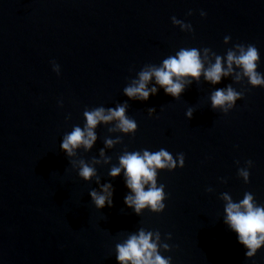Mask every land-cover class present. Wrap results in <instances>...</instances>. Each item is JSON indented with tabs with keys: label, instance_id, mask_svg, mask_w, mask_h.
Masks as SVG:
<instances>
[{
	"label": "water",
	"instance_id": "obj_1",
	"mask_svg": "<svg viewBox=\"0 0 264 264\" xmlns=\"http://www.w3.org/2000/svg\"><path fill=\"white\" fill-rule=\"evenodd\" d=\"M0 264H264V0H0Z\"/></svg>",
	"mask_w": 264,
	"mask_h": 264
}]
</instances>
